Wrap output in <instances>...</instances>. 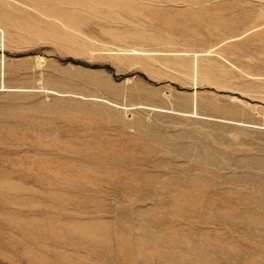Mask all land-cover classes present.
<instances>
[{
  "label": "rangeland",
  "instance_id": "rangeland-1",
  "mask_svg": "<svg viewBox=\"0 0 264 264\" xmlns=\"http://www.w3.org/2000/svg\"><path fill=\"white\" fill-rule=\"evenodd\" d=\"M0 264H264V0H0Z\"/></svg>",
  "mask_w": 264,
  "mask_h": 264
}]
</instances>
